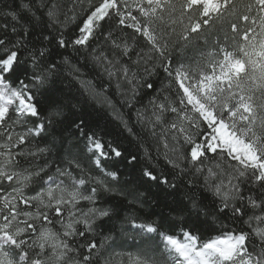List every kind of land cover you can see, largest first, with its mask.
<instances>
[{
    "label": "snow or ice",
    "instance_id": "6c2138e0",
    "mask_svg": "<svg viewBox=\"0 0 264 264\" xmlns=\"http://www.w3.org/2000/svg\"><path fill=\"white\" fill-rule=\"evenodd\" d=\"M125 226L120 264H264V0H0V264Z\"/></svg>",
    "mask_w": 264,
    "mask_h": 264
},
{
    "label": "trees",
    "instance_id": "16d2710c",
    "mask_svg": "<svg viewBox=\"0 0 264 264\" xmlns=\"http://www.w3.org/2000/svg\"><path fill=\"white\" fill-rule=\"evenodd\" d=\"M69 30L74 31V27L72 25H69ZM202 46V45H201ZM63 55H67L70 57L72 63H77L75 59V53L71 48H69L67 51L63 52ZM57 59L59 60L60 57L58 56ZM81 65L83 64V60L79 62ZM85 71H87L85 69ZM64 81L63 86L65 89H67L69 86L72 87V91L75 92L76 89L79 87V85L76 84L74 80V75L72 73V69L70 66H66L65 69L62 72V77ZM111 94V93H110ZM115 99V97H113ZM99 119L106 123L108 129L111 131L114 129L115 125L111 122L110 118H108L104 113H100ZM127 143V141H125ZM140 164H137L135 169H132L131 167L127 166L124 162H121L120 168L122 172V179H136L139 176L140 171ZM95 174V173H94ZM141 216L144 215V213H140ZM234 226V225H233ZM119 231V229H118ZM202 237L207 238L211 235H215L217 233L207 229L206 227H201L199 229ZM124 235H121L120 238L117 240L116 244L114 245L113 251L114 253H117L119 255L114 256V264H120V261L123 260L124 254L128 252H135L137 249V246L140 243V237L134 233L131 232L127 226L124 228Z\"/></svg>",
    "mask_w": 264,
    "mask_h": 264
}]
</instances>
